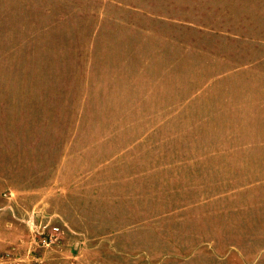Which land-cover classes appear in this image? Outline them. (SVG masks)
<instances>
[{"label": "rangeland", "instance_id": "rangeland-1", "mask_svg": "<svg viewBox=\"0 0 264 264\" xmlns=\"http://www.w3.org/2000/svg\"><path fill=\"white\" fill-rule=\"evenodd\" d=\"M0 264H264V0H0Z\"/></svg>", "mask_w": 264, "mask_h": 264}, {"label": "built area", "instance_id": "built-area-1", "mask_svg": "<svg viewBox=\"0 0 264 264\" xmlns=\"http://www.w3.org/2000/svg\"><path fill=\"white\" fill-rule=\"evenodd\" d=\"M44 242H46L45 240H43Z\"/></svg>", "mask_w": 264, "mask_h": 264}]
</instances>
